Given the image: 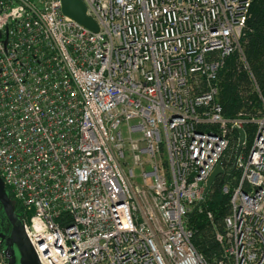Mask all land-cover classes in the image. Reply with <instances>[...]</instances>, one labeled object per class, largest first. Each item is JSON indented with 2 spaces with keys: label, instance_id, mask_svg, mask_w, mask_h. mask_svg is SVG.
<instances>
[{
  "label": "built area",
  "instance_id": "obj_1",
  "mask_svg": "<svg viewBox=\"0 0 264 264\" xmlns=\"http://www.w3.org/2000/svg\"><path fill=\"white\" fill-rule=\"evenodd\" d=\"M251 1L82 0L94 32L61 0H0V176L39 264H209L194 207L214 264H264V98L254 84L256 115L218 102L234 52L249 71ZM233 145L219 230L202 204Z\"/></svg>",
  "mask_w": 264,
  "mask_h": 264
},
{
  "label": "trees",
  "instance_id": "obj_2",
  "mask_svg": "<svg viewBox=\"0 0 264 264\" xmlns=\"http://www.w3.org/2000/svg\"><path fill=\"white\" fill-rule=\"evenodd\" d=\"M241 46L249 71L244 69L238 61V53L234 52L219 73L218 102L222 107L223 115L227 117L234 116L241 111L249 115H256L260 101L253 89L254 84L264 98V0L251 1ZM255 130L253 124L244 126L246 150L251 145ZM234 156L235 146L233 145L221 160V166L225 170L213 181L210 189L215 187L214 192L206 201L207 207L213 212L216 228L219 230H223L222 217L227 213L229 199V195L224 194L221 190L222 184L232 176L238 175V172L233 169ZM9 194L15 211L22 218L23 208L13 199L10 191ZM188 225L193 231L192 243L194 247L203 254L209 264H214L213 260L220 254L221 248L215 239L213 226L203 214L196 212L188 217ZM0 228H8L7 223L1 219Z\"/></svg>",
  "mask_w": 264,
  "mask_h": 264
},
{
  "label": "water",
  "instance_id": "obj_3",
  "mask_svg": "<svg viewBox=\"0 0 264 264\" xmlns=\"http://www.w3.org/2000/svg\"><path fill=\"white\" fill-rule=\"evenodd\" d=\"M61 9L64 15L96 32L97 25L93 19L85 14V6L82 0H61ZM239 140L237 153L241 149L244 139L242 129H238ZM222 173L220 164H217L211 172L205 187L208 191L213 181ZM195 212V207L189 215ZM0 219L7 223L8 228H0V246L1 254L5 264H39L24 229V221L15 211L14 205L10 198L2 177L0 176Z\"/></svg>",
  "mask_w": 264,
  "mask_h": 264
},
{
  "label": "rangeland",
  "instance_id": "obj_4",
  "mask_svg": "<svg viewBox=\"0 0 264 264\" xmlns=\"http://www.w3.org/2000/svg\"><path fill=\"white\" fill-rule=\"evenodd\" d=\"M256 96H257V95H256ZM214 188H215V187H213L212 189L209 190V192H208V194H207V197H206L205 201H204L203 204H202L203 209L206 210V211H211V210L207 207V205H206V201L209 199L210 195L214 192Z\"/></svg>",
  "mask_w": 264,
  "mask_h": 264
}]
</instances>
